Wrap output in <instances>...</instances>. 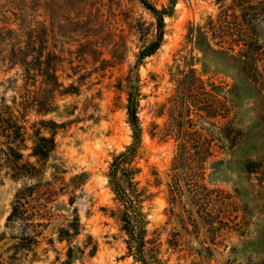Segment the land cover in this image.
I'll list each match as a JSON object with an SVG mask.
<instances>
[{"label": "rangeland", "instance_id": "1", "mask_svg": "<svg viewBox=\"0 0 264 264\" xmlns=\"http://www.w3.org/2000/svg\"><path fill=\"white\" fill-rule=\"evenodd\" d=\"M224 9L231 17L210 28ZM249 12L244 19L234 0H175L160 47L139 58L157 33L140 0H0L1 23L39 24L64 85L53 111L27 115L25 160L36 162L32 125L59 123L42 126L57 142L42 163L44 181L57 191L33 251L16 260L11 245L22 229L7 217L16 192L34 180L0 169V264H142L128 254L111 212L117 203L108 175L133 141L130 85L140 89L136 178L153 193L144 203L150 263L264 264V11ZM3 69L0 97L10 100L7 79L18 71ZM184 138L204 160L187 165L183 200L173 205L169 183ZM63 227L70 232L62 237Z\"/></svg>", "mask_w": 264, "mask_h": 264}, {"label": "trees", "instance_id": "2", "mask_svg": "<svg viewBox=\"0 0 264 264\" xmlns=\"http://www.w3.org/2000/svg\"><path fill=\"white\" fill-rule=\"evenodd\" d=\"M156 18L157 33L154 38L139 53V58L153 54L161 45L164 38L165 16L171 15L174 10L175 0L170 7L159 9L149 0H140ZM234 0L240 8L244 19L251 16L249 8L264 11V0ZM220 18L211 19L210 28H219L225 18L231 17L226 9L220 14ZM235 19L237 12L233 13ZM246 44V43H245ZM44 37L39 24L28 25L26 28L12 27L6 22H0V71L17 69V73L9 77L7 88L13 90V95L8 100L4 95L0 97V169H5L12 178H32L33 183L20 188L12 203L11 211L7 217L10 225L20 224L22 233L16 237L11 247L14 254L10 259H17L19 253L27 254L33 251V246L38 242L40 227L45 225L42 221L48 210V205L53 198V192L57 190L49 187L50 183L43 179L42 163L47 161L57 146L54 134L42 133V126L49 123L58 125L56 121L41 119L35 122L33 129V146L31 155L36 162L25 160L23 149L28 134L25 125L27 115L31 110L37 114L45 115L53 111L57 104L55 98L58 92H63V83L58 75L57 54L44 49ZM21 76L22 84L18 85V77ZM132 84V83H131ZM70 88L75 89L74 84ZM68 90V88H66ZM68 92V91H66ZM140 89L130 85L128 91V121L133 131V141L125 150L116 154L110 164L109 183L117 207L112 209L121 224V229L126 234L125 243L129 255L142 262L151 264L150 259L155 260L149 254L147 240V212L144 203L150 200L153 193L148 188L139 186L137 180L141 167L137 159L140 158L142 149V127L139 119L138 108L140 102ZM41 125V126H39ZM51 128V127H50ZM187 134V133H186ZM194 149V148H193ZM204 160L200 151H193L189 140L184 138L180 151L175 159L177 167L171 174L169 183V198L173 205L183 200V181L185 179L187 165L194 166ZM38 205V209H35ZM74 230L77 231V225ZM68 228H61V236L69 234ZM2 236H0V242ZM0 252V262L2 259Z\"/></svg>", "mask_w": 264, "mask_h": 264}]
</instances>
